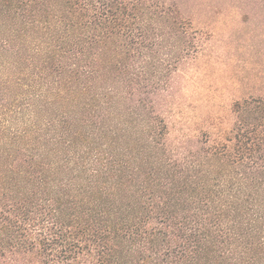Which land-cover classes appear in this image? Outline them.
<instances>
[{
	"label": "trees",
	"instance_id": "trees-1",
	"mask_svg": "<svg viewBox=\"0 0 264 264\" xmlns=\"http://www.w3.org/2000/svg\"><path fill=\"white\" fill-rule=\"evenodd\" d=\"M0 264H264V0H0Z\"/></svg>",
	"mask_w": 264,
	"mask_h": 264
},
{
	"label": "rangeland",
	"instance_id": "rangeland-1",
	"mask_svg": "<svg viewBox=\"0 0 264 264\" xmlns=\"http://www.w3.org/2000/svg\"><path fill=\"white\" fill-rule=\"evenodd\" d=\"M237 19L238 16L235 11L229 13L219 12L214 14H206L202 7H198L196 10V23L198 26L205 27L207 30H211L206 31L208 37H211L213 41L218 39L217 50L219 52L221 51V57H224L225 55V60L223 59V62H211L210 65L203 66L199 72L201 79L207 85L206 89H204V91L202 90L203 92H201L207 94L208 98L212 97V99H221L227 101L231 99L233 95L232 92H235V83H232V76L229 70L231 68L227 63H233L235 60L237 61V53L247 49V46H244L246 44L245 35L251 34V31H240L241 27L237 23L235 24ZM231 26H233V31L230 29ZM225 41L229 42V46L221 45V43L223 44ZM235 43L237 44L235 45ZM230 55H232L231 57L233 58H230ZM188 94L190 95L192 101H195L194 99L200 94V91L193 87L188 91ZM213 109L216 110L217 107ZM200 118L201 114H196V108L193 106H190L189 108L186 107L180 111L177 110L174 113L172 120H174V122L178 121V123L175 128H172V133H179V129H181L183 123H185L184 127H186V129L194 132L200 125L198 122Z\"/></svg>",
	"mask_w": 264,
	"mask_h": 264
}]
</instances>
